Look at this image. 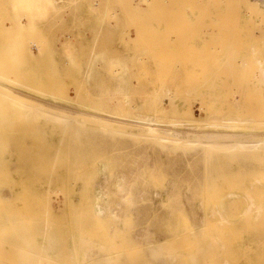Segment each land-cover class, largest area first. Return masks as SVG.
<instances>
[{"label":"rangeland","instance_id":"obj_1","mask_svg":"<svg viewBox=\"0 0 264 264\" xmlns=\"http://www.w3.org/2000/svg\"><path fill=\"white\" fill-rule=\"evenodd\" d=\"M79 12L97 27L91 45L74 33ZM0 73L31 98L25 107L0 88V264L20 262L14 248L34 227L53 237L46 264H251L237 244L264 249V216L242 214L264 144L124 131L148 116L186 139L264 136V13L234 0H0ZM188 110L198 123L184 125ZM153 243L164 255L151 258Z\"/></svg>","mask_w":264,"mask_h":264},{"label":"bare ground","instance_id":"obj_2","mask_svg":"<svg viewBox=\"0 0 264 264\" xmlns=\"http://www.w3.org/2000/svg\"><path fill=\"white\" fill-rule=\"evenodd\" d=\"M210 1V0H209ZM237 4V6H241L242 9L244 10L245 13L247 14H262L264 13V2H261L260 0H234ZM263 1V0H262ZM24 2V1H23ZM47 2V1H46ZM51 7V5H50ZM41 8V7H40ZM114 17V16H113ZM262 30V29H261ZM260 33V32H259ZM35 46V45H34ZM22 47V46H21ZM24 47V46H23ZM18 48V46H17ZM25 48H29V47H26ZM232 48V47H231ZM25 50V49H23ZM31 50V49H30ZM22 51V49H21ZM25 53V51H23ZM22 52V53H23ZM30 52V51H29ZM32 52V50H31ZM39 52V50H38ZM48 52V50H47ZM40 53V52H39ZM26 54V53H25ZM42 54V53H41ZM27 55V54H26ZM36 54H34L33 56H35ZM48 55V54H47ZM31 56V55H30ZM27 57V56H26ZM32 58V57H31ZM29 61V59H27ZM34 60V59H33ZM0 79H7L5 78L4 75H2L0 73ZM9 84L12 83L11 85H17L18 83L15 82L13 79L11 78H8L7 79ZM150 81V80H149ZM5 82V81H3ZM22 85V84H21ZM20 86V85H19ZM23 86V89H28V87L26 85H22ZM0 88L3 90V94L5 96H7L8 98L12 99L14 102L18 103L19 105H22V106H25V107H28V106H31L30 103H28V100L31 99L29 94H22V95H18L15 93V91H13L12 87L11 86H8V85H5V84H2L0 83ZM30 90L32 88H29ZM36 89V88H35ZM34 90V88H33ZM35 92L37 90H34ZM2 92V91H1ZM27 93V91H25ZM39 93V91H38ZM44 95V94H43ZM6 98V99H8ZM38 102V101H37ZM15 103V104H16ZM39 103V102H38ZM89 109V108H88ZM96 112V111H95ZM107 112V111H106ZM193 112V111H192ZM192 112L190 110L188 111H185L184 114L186 116H188L187 118H184V125H192L190 122L194 121L195 123H198V119L194 118L192 115ZM101 113V111L99 112ZM97 114V113H96ZM104 114V113H102ZM111 114V113H110ZM109 114V116L107 115H102V116H98L99 118H102V119H105L104 121L106 122H102V124L104 125H108L110 123H107V121H109V118L107 117H111ZM89 115V114H87ZM91 116V115H90ZM113 117L115 115H112ZM117 116V115H116ZM121 116H125L123 114H121ZM114 117V122L115 123H123L122 121L126 120L125 118L123 117ZM97 117V116H95ZM135 117H138V116H135ZM129 122V126L126 127L127 129L124 130L125 133H128V134H136V135H140V136H145V137H148V138H157L161 141H166V142H186V144L190 143V144H201V145H205L207 146V148L209 147H213L215 145H228V144H232V146H237L239 148H254L256 146H259V145H263L264 144V136L262 137L261 135H245V134H239V133H236V132H221V133H210L209 131L208 132H193L191 135V138L189 139H186L184 136H181L180 134H182L180 131L178 130H175V129H167L168 131H163L161 130V128L163 126H165V124L163 125L162 123L160 122H157L154 118H151V117H144V118H132V119H129L128 120ZM232 121V120H231ZM126 122V121H125ZM200 122V121H199ZM202 122V121H201ZM230 122V121H229ZM234 122V121H232ZM113 123V122H112ZM123 125V124H121ZM167 126H171V127H176L178 125H181L180 122H176V121H173L169 124H166ZM208 126L211 125V126H216L214 124H211V123H208L207 124ZM206 125V126H207ZM126 126V125H125ZM218 126V125H217ZM194 127V126H193ZM196 129V128H195ZM136 130H142L143 132H136ZM196 131V130H194ZM215 132V131H214ZM256 137V138H255ZM250 139V140H249ZM154 141V140H153ZM261 149V148H260ZM213 150V149H212ZM204 151V150H203ZM204 154V153H203ZM153 174V173H152ZM156 174V173H155ZM154 175V174H153ZM160 175V174H159ZM155 176V175H154ZM156 177V176H155ZM154 177V178H155ZM253 179L251 180V182L249 183V187L252 189V190H243V196L244 198L247 200L248 202V207L246 210L242 211V214H243V217H251V218H261L264 216V204H263V196H259V192L262 190L264 191V174H259L257 176H254L252 177ZM156 179V178H155ZM127 185V184H126ZM258 188H259V191H258ZM123 191V190H122ZM261 191V192H262ZM88 193V192H87ZM230 193V192H229ZM228 194V193H227ZM237 195V197L240 195V193H235ZM32 196V195H31ZM133 196V195H132ZM124 199V197H123ZM46 200V199H45ZM121 200V199H120ZM129 200V199H127ZM127 200L125 201L127 203ZM17 201V200H16ZM130 201V200H129ZM221 202V201H220ZM132 203V202H131ZM45 204H48V201L46 200V203ZM99 204V203H98ZM40 205V204H39ZM43 205V204H42ZM221 205V204H220ZM46 206V205H45ZM49 209V207H48ZM68 210V209H67ZM96 211V210H95ZM98 213L99 212H103L102 209H97ZM114 211V210H113ZM44 212V211H42ZM115 212V211H114ZM213 214L216 213L218 214L220 217V221H226V216L223 214L224 212V208L222 206H214L212 211ZM46 213V212H45ZM100 213V214H101ZM127 213V212H126ZM131 213V211H130ZM252 213H255L252 214ZM254 215V216H252ZM212 216V215H211ZM214 217V216H213ZM22 218V217H21ZM52 218V217H51ZM50 219V218H49ZM15 221V220H14ZM205 224L206 223V220H204ZM58 226V225H57ZM16 227L14 226V229ZM22 228V227H21ZM43 228V227H42ZM27 229V228H26ZM16 230V229H15ZM20 232H21V229H19ZM79 230V229H78ZM193 231V230H192ZM197 231V230H196ZM49 230H46L45 229H36L35 227L33 228L32 230V236L31 237H26V238H23L20 240V244L17 245L16 248V252L19 253L18 255L20 256L18 260H20L19 263L23 262V258L26 260L24 261V263H21V264H46L47 262L45 261H49L50 257H52L54 254H53V245H52V242H53V237H51V233H48ZM23 233V231H22ZM68 234V233H67ZM80 234V233H79ZM16 235V234H15ZM18 235V234H17ZM54 235V234H53ZM56 235V234H55ZM150 235V234H149ZM20 236V235H19ZM22 236V235H21ZM16 237V236H15ZM73 237V236H72ZM71 237V238H72ZM195 237H197V235H195ZM149 238V236H148ZM146 237V239H148ZM260 240L259 242H262V240H264V234L259 236ZM55 239V238H54ZM57 239V238H56ZM81 239V238H79ZM151 239V238H150ZM73 240V239H72ZM152 240H155V239H152ZM17 241V240H16ZM63 241V240H62ZM156 241V240H155ZM149 242H151L149 240ZM79 243V242H78ZM18 244V243H17ZM23 244V245H21ZM16 245V244H15ZM29 246V247H26V246ZM75 245V244H74ZM67 247V246H65ZM76 247H79L78 245ZM146 247V246H145ZM252 247V245L248 247L246 246H243L242 243L241 244H237L236 246V250H237V253L238 255L241 257V259L244 261V260H247L248 258L250 259L249 261H251L250 263L251 264H264V249L262 248L261 244H258V248H257V251L254 252V253H250V250L249 248ZM75 248V246H74ZM67 249V248H66ZM147 250H150L148 253H152L154 256L151 257V258H157L158 256L161 257V254L162 253V247L160 245H158L157 243H153V244H149V246L147 248H145ZM78 250V249H77ZM74 249V251H77ZM68 251V250H66ZM199 251V250H198ZM78 252V251H77ZM200 252V251H199ZM16 253V254H17ZM75 253V252H74ZM15 254V253H14ZM68 253H66L67 255ZM65 255V254H64ZM69 255V254H68ZM76 255V253H75ZM78 255V253H77ZM87 255V253H86ZM150 255V254H149ZM164 255V254H163ZM191 255V254H190ZM82 256H84V254H82ZM81 256V258L83 259V257ZM157 256V257H156ZM169 256V255H168ZM194 256V255H193ZM196 256V255H195ZM15 257V256H13ZM18 257V256H17ZM15 257V258H17ZM78 257V256H76ZM87 257V256H86ZM85 257V258H86ZM149 257V258H150ZM190 257V256H189ZM192 257V256H191ZM13 258L15 261L16 259ZM62 258V257H61ZM64 258V256H63ZM66 258V257H65ZM72 258V257H69V259ZM84 258V259H85ZM150 258V259H151ZM151 259V260H153ZM18 260H16L18 262ZM57 260V259H56ZM61 260V259H60ZM66 260V259H65ZM72 260V259H71ZM77 261H79L78 259H76ZM94 260V259H93ZM91 260V261H93ZM99 260V259H98ZM76 261V262H77ZM156 261V259H155ZM67 262V260H66ZM69 262V261H68ZM73 262V261H72ZM80 262V261H79ZM82 262V261H81ZM90 262V261H89ZM88 262V263H89ZM105 262V261H104ZM114 262V261H113ZM17 263V264H19ZM51 263V262H50ZM49 263V264H50ZM57 264V262H54L53 261V264ZM63 263H65L63 261ZM71 263V262H70ZM87 263V264H88ZM107 263V262H105ZM248 263V262H247ZM16 264V262H15ZM60 264V263H59ZM67 264V263H66ZM69 264V263H68ZM72 264V263H71ZM78 264V263H77ZM81 264V263H80Z\"/></svg>","mask_w":264,"mask_h":264},{"label":"crops","instance_id":"obj_3","mask_svg":"<svg viewBox=\"0 0 264 264\" xmlns=\"http://www.w3.org/2000/svg\"><path fill=\"white\" fill-rule=\"evenodd\" d=\"M77 18L81 20L82 25L76 28L74 30V33L83 35V37L81 38L82 44L89 42L90 44L89 43L88 44L91 45L92 34L95 32V29L97 28L95 23L93 22V19H90L88 15L83 12H79L77 14ZM103 29L106 33H109L110 30L109 27L105 26Z\"/></svg>","mask_w":264,"mask_h":264}]
</instances>
